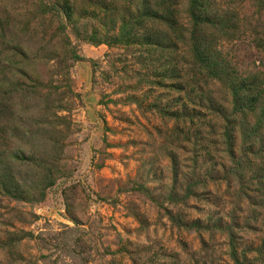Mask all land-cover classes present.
<instances>
[{
	"label": "rangeland",
	"instance_id": "374dc122",
	"mask_svg": "<svg viewBox=\"0 0 264 264\" xmlns=\"http://www.w3.org/2000/svg\"><path fill=\"white\" fill-rule=\"evenodd\" d=\"M0 264H264V0H0Z\"/></svg>",
	"mask_w": 264,
	"mask_h": 264
},
{
	"label": "trees",
	"instance_id": "16d2710c",
	"mask_svg": "<svg viewBox=\"0 0 264 264\" xmlns=\"http://www.w3.org/2000/svg\"><path fill=\"white\" fill-rule=\"evenodd\" d=\"M75 59H76V61L82 62V59L80 57H78V56Z\"/></svg>",
	"mask_w": 264,
	"mask_h": 264
}]
</instances>
